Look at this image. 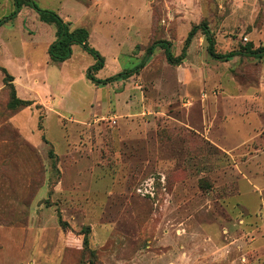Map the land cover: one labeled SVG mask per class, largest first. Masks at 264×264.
<instances>
[{
    "label": "rangeland",
    "instance_id": "rangeland-1",
    "mask_svg": "<svg viewBox=\"0 0 264 264\" xmlns=\"http://www.w3.org/2000/svg\"><path fill=\"white\" fill-rule=\"evenodd\" d=\"M14 2L0 0V20ZM141 2L132 46L89 36L105 59L96 79L139 66L158 40L179 56L203 21L218 53L264 48V0ZM42 22L27 18L26 46L6 27L18 59L0 56L24 76L17 95L39 102L13 107L0 71V264H264V58L214 59L200 30L180 65L158 47L129 79L95 84L81 47L51 61Z\"/></svg>",
    "mask_w": 264,
    "mask_h": 264
},
{
    "label": "crops",
    "instance_id": "crops-1",
    "mask_svg": "<svg viewBox=\"0 0 264 264\" xmlns=\"http://www.w3.org/2000/svg\"><path fill=\"white\" fill-rule=\"evenodd\" d=\"M41 1V8L56 11L60 17L71 24L72 28H85L89 30L90 38L94 34L100 41H104V46H115V52L121 53V49L125 47V40H129V45L132 46L133 37L140 31V16L142 2L141 0H38ZM144 1V0H143ZM14 4V3H13ZM39 5V4H38ZM31 17L36 21L39 18L38 14L30 7L25 6L14 20L4 23L0 27V56L5 53L9 58L17 60L15 51L13 50V43L11 42V35L8 34L6 27H11L17 23L23 33L31 30L27 24V18ZM40 19V18H39ZM120 24H124L120 27ZM38 26L45 30L46 38L42 41V45L49 47V45L56 39V26L54 24H46L44 22L38 23ZM92 28H91V27ZM91 28V29H90ZM34 31V30H32ZM34 34V33H33ZM34 35L32 33L26 34V39L21 42L22 46H26L33 41ZM122 39L120 44L116 40ZM33 43V42H32ZM34 44V43H33ZM39 45V43L37 44ZM90 45V43H89ZM92 47V45H90ZM103 46V45H102ZM79 45L72 47V56L60 65H65L71 61L76 49ZM82 48V47H81ZM94 48V47H92ZM83 49V48H82ZM96 49V48H95ZM84 50V49H83ZM97 50V49H96ZM85 51V50H84ZM98 51V50H97ZM99 52V51H98ZM104 57V56H103ZM26 59V60H25ZM25 64L27 75L26 79L32 80L35 75L29 72L31 65L25 57L22 60ZM5 66H7L5 64ZM90 67V66H89ZM88 67V68H89ZM87 68V69H88ZM86 69V71H87ZM14 84L17 89L21 84L23 75H14ZM28 80V81H29ZM37 83L36 78L33 79ZM19 95V94H18ZM34 104L39 103L37 100ZM30 108V107H28ZM34 231V230H33ZM165 264H173L168 257L165 258Z\"/></svg>",
    "mask_w": 264,
    "mask_h": 264
},
{
    "label": "trees",
    "instance_id": "trees-1",
    "mask_svg": "<svg viewBox=\"0 0 264 264\" xmlns=\"http://www.w3.org/2000/svg\"><path fill=\"white\" fill-rule=\"evenodd\" d=\"M15 9L8 16L0 20V26L4 23L14 20L20 13L23 7L28 6L32 8L39 16L40 20L48 24H54L56 26V39L50 44L48 52L50 59L53 63H63L67 61L72 56V47L74 45L81 46L86 52L91 54L95 58V63L90 66L86 71V77L93 81L95 84H108L114 81L127 80L134 74L140 72L142 68L149 62L151 56H153L154 51L158 47H162L166 51L167 61L171 65H180L186 58L187 51L190 44L198 33L202 31L206 37L208 44V53L214 59H219L222 61H229L237 56H248L256 57L258 59L264 58V48H254L252 44H248L240 50H233L228 53H218L216 51V40L213 32L211 31L209 24L206 21L195 25L191 28L188 33L182 53L179 56L174 57L171 52L172 44L166 40H158L152 43L146 50V54L143 57L141 64L134 69L124 70L116 75L106 78L105 80H98L93 76V72L101 71L105 66L104 57L95 49L89 45V32L85 28H72L71 24L64 21L55 11L41 8L35 0H15ZM0 71L4 75V83L11 88V105L17 108H28L34 105L32 100L21 99L17 95V91L14 85V76L9 73V71L0 66ZM41 129V128H40ZM44 139V138H43ZM53 157V153L50 154ZM59 222L63 229L68 227V223L65 222L61 214H58ZM87 233L84 236L83 246L87 247L89 245L88 235L90 233V228H87Z\"/></svg>",
    "mask_w": 264,
    "mask_h": 264
}]
</instances>
